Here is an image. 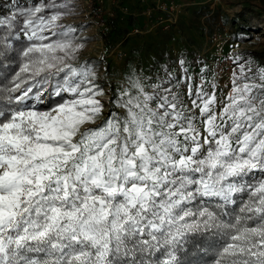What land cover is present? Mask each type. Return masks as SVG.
Here are the masks:
<instances>
[{
  "label": "snow or ice",
  "instance_id": "obj_1",
  "mask_svg": "<svg viewBox=\"0 0 264 264\" xmlns=\"http://www.w3.org/2000/svg\"><path fill=\"white\" fill-rule=\"evenodd\" d=\"M67 7L0 2V56L19 60L0 79V264H179L199 232L219 237L211 264H264V67L233 57L219 108L203 80L130 74L97 125L104 89L75 63L90 25Z\"/></svg>",
  "mask_w": 264,
  "mask_h": 264
},
{
  "label": "rangeland",
  "instance_id": "obj_2",
  "mask_svg": "<svg viewBox=\"0 0 264 264\" xmlns=\"http://www.w3.org/2000/svg\"><path fill=\"white\" fill-rule=\"evenodd\" d=\"M23 2L29 5L34 0ZM165 3L179 6L176 23L169 29L160 22L169 16L161 8ZM62 4L68 6L65 24L90 25L79 29L85 44L75 63L99 60L93 64L97 83L104 89L105 107L97 125L107 113L117 111L109 101L130 74L147 78L148 84H167L169 75L173 80L187 75V82L180 79L173 87L178 93L187 91L186 84L194 90L203 80V88L215 92L219 108L231 91L233 57L248 61L246 67H264V0H63ZM112 18L113 28L108 22ZM235 19L248 21L246 35L238 34ZM182 98L188 102L187 96ZM48 100L36 101V106Z\"/></svg>",
  "mask_w": 264,
  "mask_h": 264
},
{
  "label": "trees",
  "instance_id": "obj_3",
  "mask_svg": "<svg viewBox=\"0 0 264 264\" xmlns=\"http://www.w3.org/2000/svg\"><path fill=\"white\" fill-rule=\"evenodd\" d=\"M55 2L58 5H63V0H55ZM108 22L113 28L115 24V19H109ZM235 23L238 29V34L246 35V31L249 27L248 21L243 19H235ZM246 37L247 36H242V38L244 39ZM104 38L106 39L108 45H110V39H108V35H106ZM26 43L27 41L21 39L18 46H22ZM87 61L96 63L99 60H97L96 58H89L87 59ZM18 64V59L13 60L7 57L0 56V79H4L6 77L11 76L13 71L17 68ZM57 99L58 98L54 96L50 97L48 102L44 105H40V107H47L50 104L54 103ZM244 199L246 200V198ZM239 202L240 201H238V203ZM209 207H213V205H210ZM218 239L219 237L214 235L212 232H199L190 234L187 238V244L176 253L179 264H211V258L215 255V245Z\"/></svg>",
  "mask_w": 264,
  "mask_h": 264
},
{
  "label": "built area",
  "instance_id": "obj_4",
  "mask_svg": "<svg viewBox=\"0 0 264 264\" xmlns=\"http://www.w3.org/2000/svg\"><path fill=\"white\" fill-rule=\"evenodd\" d=\"M164 7H161L165 10H167V12L169 13V16L165 17L164 19L161 18L160 22L163 24L165 29H169L172 25H174L176 23V14L179 12V6L178 5H174L172 3H165L163 5ZM125 10V9H124ZM115 14L112 13L111 16H114ZM135 32L139 33L140 31L138 29L135 30Z\"/></svg>",
  "mask_w": 264,
  "mask_h": 264
},
{
  "label": "bare ground",
  "instance_id": "obj_5",
  "mask_svg": "<svg viewBox=\"0 0 264 264\" xmlns=\"http://www.w3.org/2000/svg\"><path fill=\"white\" fill-rule=\"evenodd\" d=\"M86 16V15H85ZM91 44V43H90Z\"/></svg>",
  "mask_w": 264,
  "mask_h": 264
}]
</instances>
